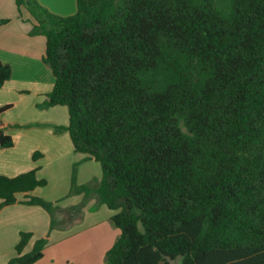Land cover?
<instances>
[{"label": "trees", "instance_id": "trees-1", "mask_svg": "<svg viewBox=\"0 0 264 264\" xmlns=\"http://www.w3.org/2000/svg\"><path fill=\"white\" fill-rule=\"evenodd\" d=\"M15 1L47 39L55 84L38 107L66 106L56 132L101 164L85 185L74 168L70 195L83 201L69 210L95 196L117 211L107 264H264V0H77L71 16ZM12 72L0 61V88ZM0 145L14 146L1 130ZM46 184L36 169L0 175V209L23 193L51 229L67 227L31 195ZM31 238L7 264L44 257L46 238L24 253Z\"/></svg>", "mask_w": 264, "mask_h": 264}, {"label": "crops", "instance_id": "crops-1", "mask_svg": "<svg viewBox=\"0 0 264 264\" xmlns=\"http://www.w3.org/2000/svg\"><path fill=\"white\" fill-rule=\"evenodd\" d=\"M54 14L71 16L77 12V0H38ZM0 61L12 67V78L0 88V108L11 106L0 114V130L13 138L12 148L0 145V175L16 177L37 170L38 179L47 181L31 195L56 203L57 217L67 227L51 229L52 218L41 206L27 205L26 194L19 202L0 209V264L16 255L20 234L32 238L24 253L32 251L35 242L46 238L44 257L35 264H107L106 254L120 236L112 222L117 211L98 205L92 197L82 213L70 208L81 205L83 195H70L74 168L77 183L101 181L100 163L74 149L68 131L56 132L55 126H68L66 106L40 109L55 84L52 70L44 63L47 39L31 36L33 19L23 9L19 17L15 0H0ZM36 153L41 155L34 158ZM2 200H0L1 203Z\"/></svg>", "mask_w": 264, "mask_h": 264}, {"label": "rangeland", "instance_id": "rangeland-1", "mask_svg": "<svg viewBox=\"0 0 264 264\" xmlns=\"http://www.w3.org/2000/svg\"><path fill=\"white\" fill-rule=\"evenodd\" d=\"M101 166V164H100ZM115 244V243H114ZM106 257V256H105ZM107 263V262H106ZM172 264H181V258L177 259L176 261H173Z\"/></svg>", "mask_w": 264, "mask_h": 264}]
</instances>
